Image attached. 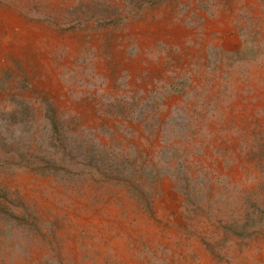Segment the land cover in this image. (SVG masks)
<instances>
[{
    "label": "rangeland",
    "instance_id": "obj_1",
    "mask_svg": "<svg viewBox=\"0 0 264 264\" xmlns=\"http://www.w3.org/2000/svg\"><path fill=\"white\" fill-rule=\"evenodd\" d=\"M0 264H264V0H0Z\"/></svg>",
    "mask_w": 264,
    "mask_h": 264
}]
</instances>
